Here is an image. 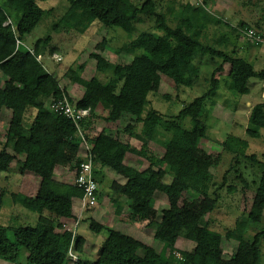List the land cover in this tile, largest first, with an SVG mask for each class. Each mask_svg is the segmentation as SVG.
Wrapping results in <instances>:
<instances>
[{
    "label": "trees",
    "instance_id": "trees-1",
    "mask_svg": "<svg viewBox=\"0 0 264 264\" xmlns=\"http://www.w3.org/2000/svg\"><path fill=\"white\" fill-rule=\"evenodd\" d=\"M45 1L48 0H0V72L5 78L4 86L0 88V112L2 108L11 112L0 149V172H9L16 156L23 155L20 172L32 173L40 180L33 197L11 194L13 203L36 214L37 220L34 226L12 228L0 225V261L10 264H21V249L26 252V264H69L68 251L73 235L62 231V223L74 218L72 199L83 197L81 189L53 178L56 166L73 163L77 168L84 159L79 155L83 141L74 125L49 108L53 100L62 96L72 103L65 88L59 86L42 60L38 61V57L54 53L49 48L51 39L46 37L37 41L31 49L25 45V38L50 14L39 6V2ZM66 1L68 6L58 20L55 32L65 30L81 34L97 21L104 28H120L132 38L116 50L118 54L125 51L132 55L129 63L112 64L104 59L101 53L105 50V40L96 45L98 53L89 55L95 61L96 73L103 75L105 81L97 76L83 79L81 74L85 64L67 69L63 78L83 88L75 107L89 110V116L80 127L92 163L108 168L124 179L123 184L112 183V194L125 199L131 216L151 229L154 239L163 247L154 249L131 234L107 228V237L93 264H264L261 250L264 227H260L264 213V162L255 155H247L246 140L228 136L222 142L236 158L235 165L239 164V159L246 160L256 165L259 172L257 180L252 181L254 197L249 211L238 219L237 228L227 232L229 238L238 242L236 252L231 258L224 259L222 236L204 225L205 218L217 207L211 192L214 182L211 168L216 161L200 148V142L207 136V126L202 118L208 109L206 102L221 83L218 76L224 65L229 68L223 82L229 85L234 97L249 94L251 79L264 82V70L256 71L245 59L203 43L209 26L203 5L186 3L179 5L177 10L169 7L164 13L155 0ZM8 20L11 25L4 26ZM146 20L152 24V31H142L132 37L136 24ZM222 26L227 27V24ZM238 28L242 32L251 30L243 22ZM204 58L213 63L219 61L207 75L210 78L208 88L184 105L175 117L163 121V115L150 106L149 95L159 91L162 76L176 88L191 89L201 77L200 60ZM100 108L105 112L104 116L98 114ZM28 109L35 111V117L31 126L25 128L22 119ZM99 119L107 127L93 133V124ZM184 122H189L190 128H185ZM120 125H123L125 135L142 144L154 142L160 145L164 150L162 157L148 156V166L143 170L126 163L129 147L117 137ZM111 131L114 132L112 135ZM262 131L264 101L252 106L245 134L259 140ZM163 133L168 137H163ZM242 181L246 183L245 179ZM156 194L164 195L168 203L160 211V220L151 206ZM89 228L99 233L104 226L91 219ZM251 229L255 230L252 235ZM179 238L192 242V250L181 254L176 251ZM84 244L85 240L76 234L74 252L79 258L75 264H88L80 259ZM176 252L181 259L175 257Z\"/></svg>",
    "mask_w": 264,
    "mask_h": 264
},
{
    "label": "rangeland",
    "instance_id": "rangeland-1",
    "mask_svg": "<svg viewBox=\"0 0 264 264\" xmlns=\"http://www.w3.org/2000/svg\"><path fill=\"white\" fill-rule=\"evenodd\" d=\"M155 1L159 4V10L164 13H167L169 7L177 10L179 5L186 3L194 6L203 5L209 20V26L202 39L203 43L224 50L230 56L245 59L253 65L256 71L264 70V43L260 47L249 45L245 40L244 32L238 28V24L243 22L251 30L264 37V0ZM39 6L49 11L50 14L44 17L32 34L25 38V45L31 49L37 41L50 37L49 48L54 53L51 56L47 54L42 57V63L46 70L55 76L59 86L65 88L72 104L75 105L82 96L83 88L70 84L63 78L67 69L85 64L81 74L83 79L89 80L93 76H97L100 80L105 81L103 75L96 73L95 61L89 58L91 53H98L95 47L99 42L105 40V50L101 55L110 63L126 64L131 61L132 55L127 54L125 51H121L119 54L116 53L117 49H121L132 39L120 28H104L95 21L81 34L65 30L55 32L56 24L68 6L67 1L48 0L39 2ZM220 22L227 24V27L220 25ZM142 31H152V24L147 20L142 24H136L132 37H136ZM223 39L225 43H223ZM200 63L201 77L191 89L176 88L168 78L162 76L159 91L154 95H149L150 106L163 115V121L175 117L184 105L201 96L208 88L207 83L210 78L207 75L219 61L216 60L213 63L209 61V58H204L200 60ZM195 64L197 65V61ZM228 68V65H224L223 71L218 76L221 83L216 93L206 102L208 109L204 112L202 118L207 126V136L200 142L201 150L216 161L215 166L211 168V173L214 175L211 192L214 193V198L217 200V207L205 218L204 225L222 236L221 248L224 259L231 258L236 252L238 242L234 238H229L227 232L237 228L236 222L238 219L245 216L249 211L254 197L252 181L257 180L259 172L256 165H252L246 160L239 159V164L235 165L236 158L223 147L222 142L228 136L246 140L249 146L247 155H255L258 160L264 162V131H262L259 140L250 139L245 134L247 119L252 106L264 101L261 96L264 92V87H262L264 82L251 79L248 82L249 94L234 97L230 93L229 85L223 82L227 77ZM3 81H5V78L0 72V86L4 83ZM4 112H7L6 108L2 109L0 116V149L4 144L9 124L8 114ZM98 114L104 116L105 112L100 108ZM186 123L184 122L183 126L190 128L189 122L187 125ZM105 126L107 127L102 119L96 120L92 132L99 133ZM114 132L111 131L110 134L112 135ZM116 134L129 147L125 162L135 165L141 170L147 168L148 156L152 155L159 158L164 153L163 148L157 143L150 142L144 145L134 137L125 135L123 125H120ZM162 135L168 137L165 133ZM80 148V157L86 159L85 145H81ZM23 158L22 155L16 156L9 172H0V225L4 227L34 226L37 220L36 214L15 205L11 199V194L18 193L20 189L19 182L23 178V174L20 173ZM92 169L98 186L97 205L85 207L82 220L76 226L77 235L88 241L90 245V252H83L80 259L88 264H93L96 261L97 252L102 241L107 237V228L131 234L145 245L161 250L163 248L162 244L154 239L152 230L145 227L143 222L131 216L125 199L112 194V183L121 181V183H124V179L112 170L103 168L98 164L92 163ZM72 171H76L73 163L69 166V172ZM223 176L226 178L225 181H223ZM242 179H245L246 183ZM221 184L222 188H220ZM34 185V182L30 180L26 193L31 195ZM167 205V199L164 195L156 194L154 196L151 206L158 213L157 220H160V211L166 208ZM118 210L120 211L119 214L117 213ZM91 219L104 226L99 233L90 230ZM241 226L242 224L238 230ZM260 227H264V213ZM254 232L253 229L249 231L251 235ZM193 247L192 242L182 238H179L176 243V251L180 254L192 250ZM261 250L264 254V243L261 244ZM20 262L26 264V252L23 249L20 252ZM2 263L3 261H0V264Z\"/></svg>",
    "mask_w": 264,
    "mask_h": 264
},
{
    "label": "built area",
    "instance_id": "built-area-1",
    "mask_svg": "<svg viewBox=\"0 0 264 264\" xmlns=\"http://www.w3.org/2000/svg\"><path fill=\"white\" fill-rule=\"evenodd\" d=\"M11 25V22L8 20L4 26ZM245 40L249 44H263L264 39H262L261 35L257 34L253 30H248L244 32ZM31 51V50H30ZM42 58L38 57V61H41ZM264 87V86H262ZM262 98L264 99V92L262 93ZM49 108L54 113L63 116L66 120L70 121L74 127L76 128L79 137L83 141L82 146L85 145L84 143V135L80 127V123L89 116V110L85 109H78L75 107L74 104L70 103L66 96H62L60 99L53 100ZM86 148V159L76 168L75 176L72 182L73 186H76L78 189H81L83 192V197L81 200V211L78 215L72 218V223L70 222H63L62 223V231L69 232L73 235V239L71 242L70 249L68 251V259L69 264H75L78 261L77 255L74 252V238L76 235V226L79 224L80 215L82 210L85 207H93L97 205V192L98 186L93 175L92 169V159L88 154L87 146ZM175 257L181 259V255L176 252Z\"/></svg>",
    "mask_w": 264,
    "mask_h": 264
},
{
    "label": "crops",
    "instance_id": "crops-1",
    "mask_svg": "<svg viewBox=\"0 0 264 264\" xmlns=\"http://www.w3.org/2000/svg\"><path fill=\"white\" fill-rule=\"evenodd\" d=\"M3 82L5 83V81H3ZM4 83L0 86V88H2L4 86ZM2 109H1V112H0V116H1V113H2ZM5 114H8L9 122H10L11 112L7 110V112ZM34 117H35V111L26 110L25 113H24L23 119H22V125L25 128H29L31 126L32 122H33ZM80 154H81V148H80V151H79V155ZM69 166L70 165H67V166H56V168L54 170V173H53L54 180H56L57 182L63 183V184H69V185L72 184L74 176H75V172H73V171L69 172ZM21 175H22V173H21ZM22 177H23L22 180L19 182L20 183L19 192L16 193V194H21V195L28 196V197L35 196L37 188H38V185H39V182H40L39 178L36 177L35 175H32V173L30 175V173H28V172L23 173ZM30 180H32L34 182V184H35L33 190L31 191L32 192L31 195L26 193V191H27L26 188L28 186V183H30ZM121 182H119V183L123 184ZM80 211H81V200L78 199V198H73L72 199V212H73V215L74 216L78 215L80 213ZM44 215L45 216H49V214L48 215L44 214ZM83 215H84V210H82V212H81L80 220H82ZM71 220L72 219H69V220H66V221L70 222ZM83 252L84 253H89L90 252V245H89V242L86 241V240H85V244L83 246ZM2 264H10V263L3 262Z\"/></svg>",
    "mask_w": 264,
    "mask_h": 264
}]
</instances>
